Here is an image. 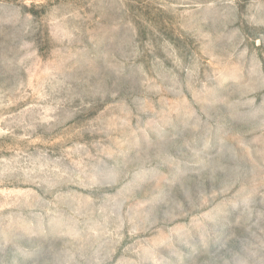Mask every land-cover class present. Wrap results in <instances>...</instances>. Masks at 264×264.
Returning a JSON list of instances; mask_svg holds the SVG:
<instances>
[{
    "label": "rangeland",
    "instance_id": "374dc122",
    "mask_svg": "<svg viewBox=\"0 0 264 264\" xmlns=\"http://www.w3.org/2000/svg\"><path fill=\"white\" fill-rule=\"evenodd\" d=\"M123 2L131 17L140 50L151 39L155 57L160 60V65L154 67L150 58L138 56L136 59V63L144 66L142 79L149 82L143 87L137 83V96L146 99L147 103L142 110H138V106L123 98V94L114 100L109 98L108 104L101 109L103 124L100 126L112 128V131H78L76 135L69 133L67 138L57 136L55 142L44 143L48 136L40 128L31 137V142L20 139L25 133L15 125L7 129V134L0 131V177L5 171L4 161L12 160L18 153H27L35 161L43 152L45 155L40 158L37 167L47 163L46 171L60 170L52 171L49 183H54L55 187L51 189V195L47 194V183L22 182L15 178L22 173L10 172L12 179L7 182L0 179V237L5 232L9 235L24 233L33 239L43 240L48 236L47 221L51 216L55 215L59 222L58 231L64 232L72 229L71 215L73 220H91L106 228L103 239L93 245L96 255L105 258L104 264H209L210 261L215 264V256L206 257L201 248L217 221L228 216L237 228L242 227L249 233L248 241L242 242L230 256L225 257L229 264H235V259L246 257L245 249L249 243L264 239V204L260 202L264 200V196L260 195L264 188H260L255 195L250 216L246 215L245 208L238 203L237 191L241 184L232 187L234 175H238L236 162L246 170L243 186L249 189L258 187L259 178L254 169L259 162L258 152L264 146L257 143L252 146L256 150L253 151L241 147L225 131H221L216 138L215 129L209 131L201 127L193 130L185 127L186 122L192 121V111L196 112L201 122L207 117L192 104V92L187 81L183 80L181 88L176 90L168 78L169 73L176 74L177 79L186 77L187 73L180 72L176 67L164 44L167 41L171 45L169 51L175 50L177 57L181 55V47L188 50L187 57L181 59V63L185 64L195 62V41L185 34L176 16L163 8L157 10V5L151 0ZM168 2L178 3V0ZM66 3L78 4L79 0H66ZM35 11L36 5L30 0H2L0 30L18 27L27 13L35 14ZM84 12L91 14L92 8H84ZM160 16L166 18L162 21L163 31L157 22ZM118 18L115 8L97 11L91 16L96 23L88 29L89 32L95 31L91 37L84 38V45L90 48L91 44L99 43L112 49L116 59L120 60L126 45L125 30L115 26ZM252 47L264 48V44L257 46L253 43ZM258 59L264 68V53L258 52ZM45 63L47 61H42L34 69V77L27 78V91L33 93L36 99L29 96L27 100L13 102V83L0 76V130L5 129L6 118L11 122L19 119L18 114L25 109L29 112L37 110L32 105L49 91V84L41 75L45 71ZM198 70L202 78L206 70L211 71V66L199 67ZM5 92L9 93L6 98L3 96ZM109 104L115 106L109 107ZM40 105L47 114H52L51 108L44 107V101L41 100ZM98 117L99 112L84 123ZM24 120H28L27 115ZM91 126L96 128L97 124L92 123ZM81 127L82 124H78L77 130ZM177 129L182 132V137L173 139L172 134ZM197 142L204 149L202 154L192 151ZM145 145H151L154 153L161 152L164 162L159 166L155 162L144 163L141 149ZM98 151L108 154L101 157L103 195H99L96 188L82 186L87 184L83 176L71 184L64 182L67 177L57 180L65 170L69 174L75 170L78 175L82 168H88L90 163L94 165L96 161L91 157ZM109 156L121 160L126 156L135 158L127 165L130 171L126 180L117 178L115 173L119 170L104 168V163H111ZM27 167L31 168L32 164ZM40 176L43 177V173ZM69 208L74 214L69 213ZM40 216L44 218L43 222ZM120 222L122 227L117 230ZM79 227L77 225L72 235L59 236L52 243L43 264H84L70 258L74 254L73 246L78 247L80 243L76 236ZM37 231L40 234L33 236Z\"/></svg>",
    "mask_w": 264,
    "mask_h": 264
},
{
    "label": "clouds",
    "instance_id": "9594fccd",
    "mask_svg": "<svg viewBox=\"0 0 264 264\" xmlns=\"http://www.w3.org/2000/svg\"><path fill=\"white\" fill-rule=\"evenodd\" d=\"M30 2L36 5L35 14L27 13L22 22L18 21V27L0 30V76L13 83L11 91L13 102L27 100L29 96L36 99L33 93L27 91V78L34 77L36 75L34 69L39 67L42 61H47L44 64L45 71L41 75L49 84V91L32 105L36 111L29 112L25 109L18 114L19 119L11 122L6 118L5 129L0 131L7 134V129L15 125L25 133L20 139H28L31 142V137L40 128L43 134L48 136V140L43 142L49 143L55 142L57 136L67 138L69 133L76 135L78 131H112V128L105 129L100 126L103 124L101 109L108 104L109 98L114 100L123 94V98L131 100L133 105L138 106V110L143 109L147 100L137 96V83L143 87L149 82L142 79L145 74L144 66L136 63V59L138 56L150 58L154 67L160 65V60L155 57L151 39L140 50L136 42L135 29L130 22L131 17L124 7L123 0L119 3L115 0L99 2L79 0L78 4H69L66 0ZM151 2L157 5V10L163 8L176 16L177 23L184 29L185 34L195 41L193 44L196 48L193 52L195 62L185 64L181 63V59L187 57L188 50L181 47L179 49L181 55L177 57L175 50L169 51L171 45H168L167 41L164 44L165 51L174 59L176 67L180 72L187 73V76L181 79H177L176 74L169 73L168 78L176 90H179L182 81L186 80L192 92V104L207 117L201 122L196 112L192 111V121L186 122L185 127L193 130L201 127L209 131L215 129L216 138H219L221 131H225L228 136L236 139L241 147L252 149L257 143L264 146V68L258 59V52L264 53V48L252 47L253 43L257 46L264 44V0H178V3L151 0ZM84 8H92V13L84 12ZM105 8H115L118 11L119 18L115 20V26L125 30L126 48L121 53L120 60L116 59L110 48H105L99 43H93L88 48L83 43L84 38L91 37L95 31L94 29L92 32L88 31L91 25L96 23L91 16ZM181 8L184 11H178ZM163 20L166 18L157 17L158 26L162 31ZM209 65L211 71L206 70L201 78L198 68ZM39 87L42 90V85ZM3 96L6 98L9 93L5 92ZM41 100L44 101L45 108L52 109L51 115L43 110ZM114 106L109 104V107ZM98 112L100 117L90 123H84ZM25 115L28 116L27 121L24 120ZM92 123H96L97 127L93 128ZM78 124H82L79 130ZM181 137L182 132L179 129L172 134L173 139ZM248 137L252 139H247ZM141 151L144 153V163L155 162L159 166L164 162L162 153L152 152L151 145L143 146ZM192 151L202 154L204 149L201 143L197 142ZM44 155L42 152L40 157L33 161L27 153H18L12 160H5V171L0 179L7 182L12 179L10 172L22 173V176L18 175L15 178L22 182L47 183V194L51 195V189L55 187L54 183H49L52 171L60 170L46 171L47 163L37 167ZM105 155L108 154L98 151L91 157V160L96 161L94 165L90 163L89 167L82 168L78 175L75 170L71 174L65 170L60 173L57 180L67 177L64 182L71 184L83 176L87 184L82 186L96 188L98 194L103 195L101 157ZM258 156L259 162L254 169L259 178L258 187L249 189L243 186L246 170L240 168L238 161L236 162L238 175H234L232 185L235 187L236 184H241L237 191L238 203L243 205L248 216L255 195L260 188H264V147L259 150ZM109 160L111 163H104V168L119 170L115 173L117 178L121 181L126 180L130 171L127 165L135 158L126 156L121 160L109 156ZM19 161L23 163H18ZM29 163L32 164L31 168L27 167ZM41 173L43 177L40 176ZM260 195L264 196V192ZM260 202L264 204V200ZM69 213L74 214L71 208ZM39 219L43 222L44 218L40 216ZM69 220L72 229L61 232L58 231L60 225L55 215L51 216L47 221L48 236L43 240L33 239L24 233L9 235L5 232L0 237V264H43V258L50 252L52 243L59 236L72 235L77 225H80L79 232L76 233L80 243L78 247L73 246L74 254L70 258L84 264H104L105 258L96 255L93 245L103 239L106 228L91 220H73L71 215ZM119 227H122V222L117 225V230ZM96 232L99 233L98 236L94 235ZM39 234L37 231L32 235ZM248 239L249 233L243 231L242 227L237 228L232 219L225 216L217 221L206 237L201 252L206 257L215 256V264H229L225 257L230 256L234 248ZM245 251L246 257L243 260L235 259V264H264V239L249 243Z\"/></svg>",
    "mask_w": 264,
    "mask_h": 264
}]
</instances>
